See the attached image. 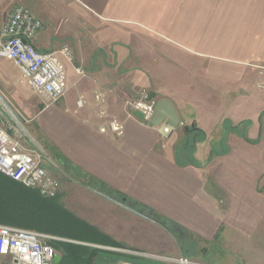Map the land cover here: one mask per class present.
I'll return each instance as SVG.
<instances>
[{"label":"crops","instance_id":"obj_1","mask_svg":"<svg viewBox=\"0 0 264 264\" xmlns=\"http://www.w3.org/2000/svg\"><path fill=\"white\" fill-rule=\"evenodd\" d=\"M54 1L55 20L37 11L47 26L34 44L41 53H60L67 93L48 103L11 60L1 59L0 96L15 102L16 111L41 131L49 152L69 165L66 170L55 160L61 199L71 211L119 248L174 256L182 251L172 233L127 199L89 186L79 173L207 241L223 225L263 220L264 92L256 88L254 65L264 64V0ZM24 2L0 0V5L9 9ZM63 17L79 23L82 46L95 39V49H81L82 54H102L98 68H87L85 76L77 73L81 67L73 64L69 47L56 50L54 28ZM142 92L170 100L183 125L206 134L200 143L190 134L195 164L178 161V146L187 142L182 129L164 134L129 111L127 103ZM8 119L0 113V123ZM112 119L124 124L123 135L101 132ZM212 150L218 152L214 157ZM91 243L116 252L107 242ZM116 253L123 262L122 257H132Z\"/></svg>","mask_w":264,"mask_h":264},{"label":"built area","instance_id":"obj_2","mask_svg":"<svg viewBox=\"0 0 264 264\" xmlns=\"http://www.w3.org/2000/svg\"><path fill=\"white\" fill-rule=\"evenodd\" d=\"M43 28L42 20L32 9L22 4L16 5L0 31V57L16 65L37 95L48 103H56L68 91L67 68L59 52L41 53L35 47L34 41ZM62 54L66 55V49ZM254 68L258 76L256 88L264 92V64L254 65ZM76 71L79 75H85L80 68ZM0 104L6 109L1 96ZM156 104L144 92L139 99L128 102L127 106L130 112L140 115L144 124L152 126ZM79 105L82 106V102ZM8 116L4 124L0 123V173L27 189L37 190L45 197H55L61 189V182L46 169L45 151L29 147L20 135L19 118L15 120ZM159 128L164 134L171 133L172 129L166 125ZM108 129L119 136L124 134V124L117 119H112L109 127H103L101 132L106 133ZM55 240L48 234L0 224V264H54L57 252L49 242ZM171 263L199 264L182 257L171 259ZM118 264L135 263L125 261Z\"/></svg>","mask_w":264,"mask_h":264},{"label":"rangeland","instance_id":"obj_3","mask_svg":"<svg viewBox=\"0 0 264 264\" xmlns=\"http://www.w3.org/2000/svg\"><path fill=\"white\" fill-rule=\"evenodd\" d=\"M54 2H55L54 0H26V2H24V5L30 7V9H33L34 11L33 10L32 11L38 18L39 16L37 15L38 14L37 11H41L48 16L49 20L51 19V21H53L55 20L54 16L56 10L54 7L50 6V4L52 5L54 4ZM15 6L16 5L9 7V9H7L6 5L4 4L0 5V31L3 24L6 21L7 15ZM43 24L44 26H47V23L43 22ZM54 30H55V34L54 33L53 34L55 37H58L60 44L56 48L57 51L63 50V48L66 46L69 47L71 50L70 56L72 57L73 64L75 66L81 67L82 69L81 68L80 69L84 71V74H86L85 71L89 70L87 68L90 69L98 68L99 66L98 58L99 57L102 58L101 53L98 52L97 53L90 52L89 54L86 52L84 54L81 53V49L82 50L89 49L90 51H92L93 49H95L96 43H95V39L91 40L90 38L88 42H85L84 43L85 45L82 46V43L79 40V34H80L79 23L77 22L75 23L73 20L65 21L63 17V19H61V21L56 25V28H54ZM66 32L67 34H65ZM89 32L90 34H94L95 27L89 28ZM83 58H85L86 62L83 60ZM1 59L4 58L0 57V60ZM105 64L108 65L109 62H106ZM67 65H70V63ZM80 76H85V75H80ZM27 91L29 94L32 93L30 88H28ZM146 93H148L149 96L151 97V94L149 92ZM140 96L137 97L134 96L135 98L131 99L130 102L137 100ZM153 100H155L156 102L158 101L156 97ZM80 102H82V106H83L84 101L80 99L77 103L79 107H82L79 105ZM12 104L20 108L19 106H17L15 102L6 103L5 104L6 109L3 108V106L0 104V113L4 114V112L5 113L8 112V115L12 116L14 119L16 117L19 118L18 122H20L19 128L21 130L20 135L22 136L24 142L27 145H29V147H31L32 149L38 148V150L45 151V154L47 155L44 161L45 167L52 177L58 179L61 182V189H62V180H60L61 176H59L60 171L55 166V159L53 157V153L49 152L43 134L41 133V131H39L36 125L31 122L30 117H27L23 113L16 111L17 109ZM21 110L24 111L23 109ZM178 129L181 130V128ZM182 134H181V140L183 139ZM261 185H264V181L261 183ZM61 189L56 194L55 197H49V198H56L55 200L56 203L58 205H61L63 211L65 210L70 214H72L82 224L84 223L86 225H89L85 220L81 218L80 214L71 211L70 209L71 207H68L67 203L61 199L62 198ZM39 194L43 196L40 192ZM243 224L241 225L239 223L238 224L233 223L232 225H223L222 228L217 233V235L215 236V238L210 241H207L203 238L199 239L197 237L193 239L191 238L194 242L191 245L186 244L185 247L187 253L186 255H184L182 249L179 250L180 252L182 251L179 255L174 256L170 254H163V255L155 254L146 251H128L123 249L122 247L119 248L117 246L111 248H114L113 250L116 252L124 253L127 255H131L132 257H138L140 259H143L145 262H149L150 264H170L171 259L174 260L181 257L187 258L199 264H264V219L261 220L259 216V220L257 223L252 222L250 224H246V223ZM91 235L92 234L89 233L86 234L85 236L90 240L87 239V241H83V242L76 241L74 239L63 238L56 235H51L52 237H55L57 239L55 241H60L61 243H71L68 241L85 243L83 246H85L87 249L86 251L81 252L79 254L80 257L78 256L79 257L78 260L76 257H72V256L66 257L65 254L66 252H64V248L62 246H58L59 244H57L58 242H56V247L54 246V248L56 249L57 255H60L62 257V261L60 264H118L119 262H123L121 260H118L117 257H115L118 253L111 252L108 249L106 250L104 248H101L95 243L92 246L91 245L92 241L96 242V241H100V239L96 236H91ZM86 244H90V245H86ZM91 249H97V252L94 254L91 252ZM171 264H175V263H171Z\"/></svg>","mask_w":264,"mask_h":264},{"label":"trees","instance_id":"obj_4","mask_svg":"<svg viewBox=\"0 0 264 264\" xmlns=\"http://www.w3.org/2000/svg\"><path fill=\"white\" fill-rule=\"evenodd\" d=\"M192 136L195 137L196 143H200L206 140V134L199 130L196 126L190 127ZM186 136V135H185ZM195 146L193 142L183 141L177 149L178 161H185L186 164H195L193 161V153ZM53 157L58 161L62 167L66 170L69 165L66 163L64 158L53 152ZM218 154L216 150H212L210 157H214ZM78 176V175H77ZM79 176L84 178L89 186L98 189L100 192L105 193L110 198L131 202V205L140 210L139 212L156 222L157 224L166 228L172 233L186 255V244H193V238H199L194 234L189 233L187 230L180 228L177 224L167 220L159 213L151 210L150 208L136 202L124 196L122 193L111 189L105 183L88 176L87 174H80ZM56 198H45L39 194L38 191L27 189L23 185L13 181L11 178L6 177L0 173V224L8 226H16L19 228L37 231L44 234H50L60 236L63 238L74 239L76 241H87L90 240L85 235L92 234L96 236L101 242H107L112 246H118L117 243L110 240L105 235L101 234L96 228L86 224H82L77 218L67 211H63L61 205L56 203ZM190 237V238H189ZM192 238V239H191ZM64 248L67 256L76 257L79 260V254L86 251V247L79 244L73 243H61L60 241H50L49 243L56 247ZM196 243V241H195ZM92 253H96L97 249H91ZM79 256V257H78ZM122 260L132 262L135 264H150L145 262L143 259L138 257H122ZM121 260V259H120ZM62 261V260H61ZM61 263V262H60ZM59 263V264H60Z\"/></svg>","mask_w":264,"mask_h":264},{"label":"water","instance_id":"obj_5","mask_svg":"<svg viewBox=\"0 0 264 264\" xmlns=\"http://www.w3.org/2000/svg\"><path fill=\"white\" fill-rule=\"evenodd\" d=\"M156 95L152 94L150 99H155ZM154 127H162L164 125H169L173 130L181 128L187 136V142L190 139V127L185 126L181 123L180 115L173 102L167 99H160L157 101L156 110L154 118L151 122ZM71 243H77L74 241H68ZM82 244V243H78ZM62 260L60 255H57L54 259V264H59Z\"/></svg>","mask_w":264,"mask_h":264}]
</instances>
